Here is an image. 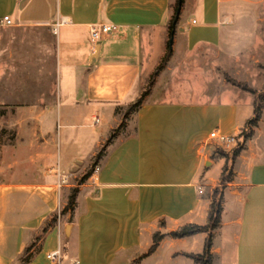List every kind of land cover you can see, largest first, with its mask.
Instances as JSON below:
<instances>
[{"label": "crops", "instance_id": "1", "mask_svg": "<svg viewBox=\"0 0 264 264\" xmlns=\"http://www.w3.org/2000/svg\"><path fill=\"white\" fill-rule=\"evenodd\" d=\"M171 5L0 0V108L11 111L12 133L0 136V264H21L34 233L54 215L58 221L30 264H53L47 254L57 250L61 264H196L188 254L204 252L207 232L167 234L144 256L157 231L208 223L213 198L200 196L199 179L217 180L227 164L214 153L219 144L211 133L239 135L255 117L254 97L230 90L225 101L222 95L158 101L153 94L136 112L135 132L120 133L99 170L77 183L117 127L121 103L138 94L142 74L163 55ZM260 7L259 0H183L175 45L182 39L194 49L208 39L207 29H216L209 39L237 60L258 43ZM6 16L11 24H1ZM100 24L118 30L94 41L91 28ZM101 110L102 125L94 113ZM243 142L229 164L232 180L222 192L211 264H264V103ZM31 171L38 172L35 184ZM59 171L67 184L59 185ZM76 187L75 207L63 211Z\"/></svg>", "mask_w": 264, "mask_h": 264}, {"label": "rangeland", "instance_id": "2", "mask_svg": "<svg viewBox=\"0 0 264 264\" xmlns=\"http://www.w3.org/2000/svg\"><path fill=\"white\" fill-rule=\"evenodd\" d=\"M259 1L261 3V7L258 11L260 17V21L258 23V43L253 49L245 52L237 60H235L234 58H227L220 54L213 39L208 38L204 43L190 50L185 46L184 40L181 39L180 43L178 45H175V38H171L170 36H168L165 46L166 48L164 49L163 55L158 60L157 66H159L163 56L167 52L169 41H172V55L162 69L157 71L156 66L154 69L145 71L142 74L140 83L138 85V94L135 90L134 92L132 91V93L127 98L128 100H125L123 103H121L122 105L120 106L122 107L119 110V123L114 129H117L114 139L116 140L117 136L122 132H124L126 136L132 135L135 132L136 111L132 109V104L137 101L142 95L146 96L144 101H146V99H149V97L153 94H155L153 96V100L158 101L163 99H192L197 101H204L207 98L218 99L221 95L222 96L220 99L225 101L229 99V95L226 92H229L230 90H239L249 98H251V96L254 97L257 104H263L264 0ZM177 3L178 0H172L170 17L175 14ZM185 13H187L186 16L188 17V19L192 18L191 11ZM206 91H208V94H206ZM198 93L200 94V96L198 99H196L197 97L195 96ZM90 112H92V110H90ZM94 113H98L97 115H99L103 119V121L101 122L102 125L105 122L106 112L104 110H101ZM10 114V109L0 108V136H2V132H4L3 130L7 131L5 132V135L8 137H10L12 134L10 131ZM250 120L251 118L248 120V122ZM87 123H92L91 116H89ZM119 126H121V129H119ZM252 129L250 127V124H247L238 135V143L232 149H225L222 146L217 145L215 142V144L213 143L214 153L218 157H224L227 164L225 165V171L223 172L222 176H218L219 178L217 180L210 179V175L205 173V175H203L201 179H199V190L201 197L210 195L213 198L212 203L215 200L218 203L220 202L222 192L228 183V181L223 183L222 178L224 176L227 178H232V170L229 164L231 163L233 157H235V151L240 150L244 146L243 141L247 139L246 137L251 133ZM114 130L112 132H114ZM212 165V162L209 160L207 163V167H211ZM219 167L220 165H217V168ZM87 171L88 169H86V171H84L82 175L78 176L77 183L80 182ZM161 225L166 228L165 222H162ZM189 225L210 227V216L207 224ZM42 227L34 233L35 238L36 236H42L38 240L37 248L40 244H42L44 239V235H42L41 233ZM183 228L184 227L170 232L159 230L154 234V237L156 234H161L164 239L167 234L173 236L172 232L181 231ZM214 230L216 229L208 228L207 231L203 232H207L209 234V238L211 237L212 239ZM196 254L197 253H192L188 254V256L190 257L191 255Z\"/></svg>", "mask_w": 264, "mask_h": 264}, {"label": "trees", "instance_id": "3", "mask_svg": "<svg viewBox=\"0 0 264 264\" xmlns=\"http://www.w3.org/2000/svg\"><path fill=\"white\" fill-rule=\"evenodd\" d=\"M182 4H183V0H182V3H180V0H178L177 6L175 9V14H173V16L171 17L169 25H168V32H169V36L171 38H174V33H175V30H176V27L178 24V20L180 17ZM172 50H173L172 49V41H169L168 47H167V52L163 56L159 66H157V71L164 67V65L166 64V62L168 61V59L172 55ZM145 97H146L145 95H142L137 101H135L132 104V109L134 111L137 112L140 109V107L142 106V104L145 100ZM120 108L118 109V112H119ZM261 108H262V104L256 103L255 117L253 119H251L248 123V124H250L251 129L254 128L255 126H257V124H258V121L260 119ZM121 126H122V124H121ZM121 126H119V129H121L120 128ZM116 130H114V132H112L109 139L107 140V144H105L104 147L96 155L92 165L90 166V168L88 169V171L86 172L84 177L80 180V182H79L80 184H82L86 179H88L92 175L96 166L99 165L100 159L105 155V153L107 151V147L113 142ZM252 134H253V129L251 130V133L246 138H249ZM238 153H239V150H236L234 155L237 156ZM231 180H232L231 177L227 178L224 176L222 178L223 183H225L226 181L230 182ZM78 192H79V188L78 187L74 188V190L72 191V193L70 195L69 202H68L65 210H63V211H66L68 209H73L75 207ZM221 214H222L221 200L219 203L215 200L212 203V208H211V212H210V227L209 226L189 225V226H185L181 231L172 232V235L175 237H185V236L193 235V234L198 233V232L207 231L208 228L216 229L221 223ZM57 221H58L57 215H54L50 220L46 221L45 225H43V227H42V232H41L42 235L46 236L51 231L53 226L57 223ZM41 237L36 236V238H34L30 242V244L27 245V247L24 250V253L22 254V256L20 258L21 264H30L33 261V259L35 258V256L41 251V249H42L41 244L37 248L38 240ZM162 239H163V236L161 234H156L154 237L153 245L149 249V252L147 254H145L144 256H147L148 254L153 253L158 248V246L160 245V242L162 241ZM211 246H212V239L210 237V238H208V240L206 242L204 252L202 254L191 255L190 257H192L195 260L196 264H211L213 261V256L211 254Z\"/></svg>", "mask_w": 264, "mask_h": 264}, {"label": "built area", "instance_id": "4", "mask_svg": "<svg viewBox=\"0 0 264 264\" xmlns=\"http://www.w3.org/2000/svg\"><path fill=\"white\" fill-rule=\"evenodd\" d=\"M12 21L9 16H6L1 21V24H11ZM61 24H58V26ZM118 27L113 24H100V25H93L91 28V34L92 39L94 41H99L104 35L110 34L113 31H117ZM99 119L95 118V121H98ZM251 127V126H250ZM238 135H226L223 133H220L218 130L211 133V139L215 140L220 146H222L225 149H232L237 143H238ZM99 167L95 169V171H98ZM37 171H31L30 172V182L36 183L37 179ZM56 174V171L54 169H50L47 172V177L52 178ZM57 176L59 178V185L67 184L69 177L62 172H57ZM35 178V179H34ZM48 260H50L53 264H61L62 262V252L60 250L49 252L47 254Z\"/></svg>", "mask_w": 264, "mask_h": 264}, {"label": "bare ground", "instance_id": "5", "mask_svg": "<svg viewBox=\"0 0 264 264\" xmlns=\"http://www.w3.org/2000/svg\"><path fill=\"white\" fill-rule=\"evenodd\" d=\"M217 35V30L216 29H207L206 30V36L208 38H213Z\"/></svg>", "mask_w": 264, "mask_h": 264}, {"label": "water", "instance_id": "6", "mask_svg": "<svg viewBox=\"0 0 264 264\" xmlns=\"http://www.w3.org/2000/svg\"><path fill=\"white\" fill-rule=\"evenodd\" d=\"M180 3H182V0H180Z\"/></svg>", "mask_w": 264, "mask_h": 264}]
</instances>
